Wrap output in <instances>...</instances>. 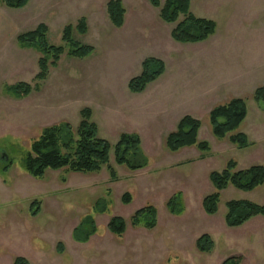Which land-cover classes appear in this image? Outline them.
I'll use <instances>...</instances> for the list:
<instances>
[{"label": "rangeland", "instance_id": "374dc122", "mask_svg": "<svg viewBox=\"0 0 264 264\" xmlns=\"http://www.w3.org/2000/svg\"><path fill=\"white\" fill-rule=\"evenodd\" d=\"M109 1L30 0L15 9L0 0V16L13 22L0 33V264H13L17 256L31 264H222L231 256L239 257L241 264H264V217L238 227H229L225 221L229 200L264 205V184L249 192L228 187L221 192L219 210L213 215L205 213L202 205L214 189L210 173L222 170L229 159L239 168L264 166V111L252 96L264 85V0H191L195 16L217 25L214 35L194 44L175 41L169 29L176 23L162 20L161 8L149 0H121L126 9L124 23L115 26L107 10ZM81 18L87 21L85 33L75 28ZM41 23L48 27L50 43L63 45L66 51L58 65L50 67L48 78L38 82L40 53L22 48L17 36ZM69 24L75 40L94 47L91 55L67 54L62 36ZM149 57L162 59L166 71L142 93L130 92L129 81L141 73L142 62ZM221 67H227L225 76L237 78L258 68L263 72L254 73L253 92H235V87L246 84L240 80L217 97L201 100L199 106L185 105L189 103L185 95L215 81ZM19 82L33 87L27 97L8 92L7 86ZM232 93L247 104V117L234 132L250 140L243 148L230 142L229 135L214 136L209 121L214 107L237 97ZM165 97L172 101L164 103ZM84 107L92 109L100 136L112 144L127 129L140 131L149 166L131 171L117 165L112 150L110 162L117 169V180L110 178L107 168L95 174L49 170L42 179L29 175L24 159L31 141L43 127L61 121L77 127ZM193 107L196 110L188 113ZM130 108L140 114L127 124L125 112ZM186 113L202 122L199 139L211 146L206 157L197 147L172 152L165 145L167 134ZM169 120L173 121L170 127L164 124ZM126 192L132 196L128 204L121 201ZM177 192L182 194L183 209L172 214L167 202ZM34 201L40 205L36 215L31 210ZM146 204L158 211L152 230L129 222ZM88 213L98 231L86 243L77 242L73 228ZM113 215L128 220L121 237L106 227ZM205 233L214 240L210 252H200L196 246ZM59 242L64 245L61 252Z\"/></svg>", "mask_w": 264, "mask_h": 264}, {"label": "trees", "instance_id": "16d2710c", "mask_svg": "<svg viewBox=\"0 0 264 264\" xmlns=\"http://www.w3.org/2000/svg\"><path fill=\"white\" fill-rule=\"evenodd\" d=\"M9 8H23L30 0H1ZM154 7H160V17L167 23H176L171 36L179 43H199L206 41L216 32V22L212 19L197 17L190 11L191 0H149ZM109 17L113 24L121 27L124 23L125 7L121 0H110L107 5ZM183 15L182 19H179ZM81 33L87 31V21L81 18L75 27ZM74 27L69 24L63 30L62 40L67 43V54L71 57L84 58L94 52V47L83 45L73 38ZM48 27L41 23L35 29L20 33L18 44L22 48H33L40 53L38 61L39 72L35 80L42 82L50 73V67H56L65 53L63 45L50 43L47 38ZM166 71L165 62L156 57L146 58L142 62V71L133 77L128 87L132 93H142L147 86L156 81ZM37 82V83H38ZM39 85V83H38ZM18 98L27 97L33 87L24 82L7 86ZM253 98L264 111V85L253 92ZM248 109L245 99L233 97L226 103L214 107L209 112L212 133L218 138H226L239 148L251 144L247 135L242 132L234 133L247 117ZM202 127L201 120L192 115H184L175 130L169 132L165 145L169 151L178 152L186 147H197L202 157L211 151L208 141L199 139ZM24 159L25 171L36 179H42L49 170H64L71 173L95 174L107 168L112 180L118 179L117 169L110 162V152L114 151L117 165L125 166L131 171H137L149 166L150 160L142 148L141 137L138 133L122 132L115 144L99 134V127L92 119V109L84 107L80 111V121L77 127L68 121H61L41 129L38 137L34 138L28 147ZM8 166V165H7ZM6 166V167H7ZM213 191L203 199L205 213L213 215L219 210L221 192L232 186L242 191H253L264 184V166L251 165L239 168L235 160L229 159L225 167L210 173ZM182 194L175 193L167 202V208L172 214L182 211ZM121 201L128 204L132 201L130 192L124 193ZM38 204L34 201L33 204ZM35 208V209H34ZM33 208V214L38 213L39 207ZM225 221L229 227H238L254 217H264V205L249 200H229L226 202ZM96 212H99L94 208ZM129 222L134 227L143 226L152 230L158 222V211L153 204H146L133 215ZM107 229L112 234L121 237L128 228V220L122 216L113 215L108 221ZM98 231L95 218L91 214L84 215L72 232L73 239L86 243ZM200 252H210L214 247V240L205 233L196 240ZM58 250H64L62 242ZM13 264H31L22 256H17ZM222 264H241L239 257L231 256Z\"/></svg>", "mask_w": 264, "mask_h": 264}, {"label": "crops", "instance_id": "0c3cea01", "mask_svg": "<svg viewBox=\"0 0 264 264\" xmlns=\"http://www.w3.org/2000/svg\"><path fill=\"white\" fill-rule=\"evenodd\" d=\"M0 18H2V20L0 19V33L3 34L5 32L4 29L6 28V25H12L13 22H12V20L8 19V17H6V16H4V17L0 16ZM22 22L24 23V18H22ZM162 31H163L164 35H167V31H168L167 28L164 27V29H162ZM171 31H172V28H171V30L169 29V35H171ZM199 43H201V42H199ZM190 44H194V43H190ZM258 70H260V68H258ZM258 70L257 69L256 70H252L250 72V74L248 73L247 75H242V76L238 75V78H237L234 75L225 76V72L227 71V67H221L219 70H217L218 75L215 78L216 80L214 79L215 81H212V79H211V80H209V81H211L209 85H204V86L201 87V89H196L195 88L196 90L191 96L189 94L185 95V97H188V99H186L187 100L186 102H189V103H187L185 105L188 106V104H191L193 106H199V103H200L201 100H203V99L206 100V99L217 97V95L222 90L228 89L229 88L228 86L230 84H232L234 86L239 85L240 80L245 82L246 84H244L243 86H241L239 88L235 87L234 88L235 92H238V91H241V90H248L249 92H251L253 90V88L255 87V86L252 87V85H253V83L255 81V74L254 73L256 71H258ZM260 71L263 72L262 70H260ZM232 95H234V93H232ZM234 96H237V95H234ZM237 97H239V96H237ZM161 101L166 103V102H171L172 100H171V98L166 99V97H165ZM175 101L176 100L174 99L173 103ZM177 104H180V103L178 102ZM181 104H183V103H181ZM195 110L196 109H194V107H193V108H189L187 112L190 113V112L195 111ZM125 113L127 114V116L129 114L128 117L126 116L127 119L126 118L124 119V121H126L127 124H128V123L133 122L135 120V119L133 120L132 117L135 116V115H139L140 111L139 110H135L134 108H130ZM188 113H186V114H188ZM145 114H146V112H145ZM178 122H179V120L177 121V123ZM149 123L150 122H148V121H144V125H149ZM164 124L169 125V127H170V126H172L173 121L172 120H169V122L165 121ZM127 130H128L127 132H130V133L136 132V133L140 134L139 133L140 131H137V130H134V129H127ZM172 130H174V129H172ZM34 205L35 204L31 205V210H33V208L35 207ZM36 206L39 207L40 206L39 203L38 204L36 203ZM39 209H40V207H39ZM38 212H39V210H38ZM73 230H74V228H73Z\"/></svg>", "mask_w": 264, "mask_h": 264}, {"label": "water", "instance_id": "95a60500", "mask_svg": "<svg viewBox=\"0 0 264 264\" xmlns=\"http://www.w3.org/2000/svg\"><path fill=\"white\" fill-rule=\"evenodd\" d=\"M6 158V157H5ZM7 161H8V159H7Z\"/></svg>", "mask_w": 264, "mask_h": 264}]
</instances>
